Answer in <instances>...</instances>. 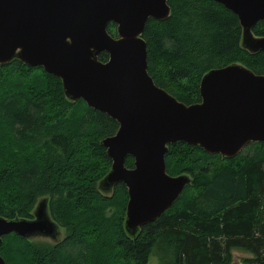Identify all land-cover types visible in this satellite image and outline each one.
Wrapping results in <instances>:
<instances>
[{"label": "trees", "instance_id": "1", "mask_svg": "<svg viewBox=\"0 0 264 264\" xmlns=\"http://www.w3.org/2000/svg\"><path fill=\"white\" fill-rule=\"evenodd\" d=\"M163 20L149 18L147 72L186 105L200 102L199 83L212 69L239 64L264 75V51L242 47L238 18L213 0H167ZM114 24L108 25L113 33ZM264 37V21L251 30ZM97 59L106 62L108 55ZM118 124L82 100H68L58 77L18 59L0 65V217L32 219L40 198L65 235L56 244L6 235V264H264V141L226 158L199 146H167L166 172L188 175L170 208L135 236L124 230L122 183L99 190L111 160L100 142ZM128 156L125 166L132 168Z\"/></svg>", "mask_w": 264, "mask_h": 264}, {"label": "water", "instance_id": "2", "mask_svg": "<svg viewBox=\"0 0 264 264\" xmlns=\"http://www.w3.org/2000/svg\"><path fill=\"white\" fill-rule=\"evenodd\" d=\"M242 28V47L264 51L252 28L264 21V0H213ZM167 0H0V65L18 59L58 77L64 96L82 100L118 124L101 140L111 160L98 188L122 183L127 191L124 230L134 236L170 208L190 184L166 172L167 146L182 142L230 158L264 141V75L239 64L212 69L199 83L200 102L186 105L155 85L147 72L142 33L149 18L168 17ZM116 25V37L108 25ZM106 53V62L97 57ZM133 159L132 168L125 166ZM40 202L33 219L0 217V245L9 234L55 237ZM0 264H6L0 256Z\"/></svg>", "mask_w": 264, "mask_h": 264}, {"label": "rangeland", "instance_id": "3", "mask_svg": "<svg viewBox=\"0 0 264 264\" xmlns=\"http://www.w3.org/2000/svg\"><path fill=\"white\" fill-rule=\"evenodd\" d=\"M108 30V29H107ZM109 32V31H108ZM110 35H112L113 37H116V25L114 24V28H113V33H110ZM103 192V191H102ZM111 191L108 192H104L106 194H109ZM44 201L46 203V211H47V198H40L38 199L33 211H32V216L34 214L35 208L36 206L40 203ZM48 214V213H47ZM49 216V215H48ZM65 235V231L61 226H57V233L56 236L51 238V237H44V236H40V235H33L28 237L27 240L30 241H35L38 243H52V244H56L57 242H59L60 240H62L64 238ZM251 256L249 254L243 253V252H239V251H233V256L231 257L232 261L231 264H241V260L242 258H250ZM148 264H158V258L156 255H152L149 259Z\"/></svg>", "mask_w": 264, "mask_h": 264}]
</instances>
